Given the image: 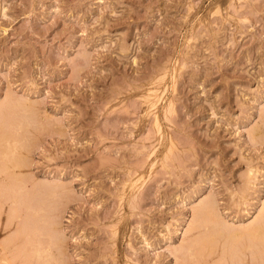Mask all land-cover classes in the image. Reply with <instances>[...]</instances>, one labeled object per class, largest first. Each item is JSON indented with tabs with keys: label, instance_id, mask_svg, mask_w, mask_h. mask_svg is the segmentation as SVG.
I'll list each match as a JSON object with an SVG mask.
<instances>
[{
	"label": "rangeland",
	"instance_id": "1",
	"mask_svg": "<svg viewBox=\"0 0 264 264\" xmlns=\"http://www.w3.org/2000/svg\"><path fill=\"white\" fill-rule=\"evenodd\" d=\"M1 135L0 264H264V0H0Z\"/></svg>",
	"mask_w": 264,
	"mask_h": 264
},
{
	"label": "bare ground",
	"instance_id": "2",
	"mask_svg": "<svg viewBox=\"0 0 264 264\" xmlns=\"http://www.w3.org/2000/svg\"><path fill=\"white\" fill-rule=\"evenodd\" d=\"M5 130H6V129H5ZM4 132H5V134H6V131H4ZM14 134H15V133H14ZM2 136H4V135H1V137H2ZM10 137H11V136L9 135V140H8V139H7V136H6V140H8V141L11 142V138H10ZM0 140L3 141V140H4L3 137H2V139L0 138ZM14 140H15V139H14ZM6 142H7V141H5V143H6ZM0 143H1V141H0ZM3 143H4V141H3ZM6 144H7V143H6ZM9 144H10V143H9ZM9 144H8V145H4V147H3V146H1V145H2V143H1V145H0V150L5 151V150H6L5 148H7V146H9ZM11 144H12V143H11ZM17 146H18V145H17ZM2 147H3V148H2ZM9 147H12V146L10 145ZM14 147H16L15 144H14ZM12 149H13V148H12ZM8 150H9V149H8ZM9 151H11V149H10ZM0 153H2V152L0 151ZM4 153H5V152H4ZM6 153H7V152H6ZM6 153H5V154H6ZM13 153H14V152H13ZM7 155H8V154H7ZM5 156H6V155H4V157H5ZM7 157H8V156H7ZM9 158H10V157H9ZM3 159H4V158H3ZM5 159H6V158H5ZM5 159H4V160H5ZM1 160H2V159H1ZM10 161H11V160H10ZM12 161H13V160H12ZM12 161H11V162H12ZM0 162H1V161H0ZM4 162H6V161H4ZM7 162H8V161H7ZM9 163H10V162H8V164H9ZM12 163H13V162H12ZM9 167H11V166H9ZM8 176H9V175H8ZM8 176H7V177H8ZM10 176H11V175H10ZM1 177H2V176H0V178H1ZM10 178H11V177H10ZM15 178H16V177H15ZM7 179H8V178H7ZM8 180H9V179H8ZM11 180H12V179H10V181H11ZM12 183H13V182H12ZM0 186H1V185H0ZM13 197H14V196H13ZM19 197H20V196H19ZM18 204H19V203H18ZM8 207H9V206H8ZM208 208H209V206H208ZM208 208H207V211H209V210L211 209V206H210L209 210H208ZM12 210H13V209H12ZM14 211H15V210H14ZM205 212H206V210H204V213H205ZM204 213L202 212V214H204ZM210 213H211V211H210ZM9 215H10V214H9ZM13 215H14V214H13ZM28 215H29V214H28ZM31 215H32V214H31ZM206 217H207V216H206ZM29 218H30V217H29ZM203 220H204V219H203ZM24 221H25V220H24ZM21 224H22V223H21ZM263 225H264V224H263ZM258 226H259V225L256 226L257 228L255 229V231H262V230H264V229H263L264 226L262 227L261 224H260L261 227H258ZM29 227H30V226H29ZM254 228H255V227H254ZM254 228H253V229H254ZM253 229H252V230H253ZM252 230L250 229V232H251ZM247 231H249V230H247ZM250 232H248V233H250ZM253 233H254V232H253ZM255 233L257 234V232H255ZM258 233H259V232H258ZM251 234H252V233H251ZM251 234H250V235H251ZM256 234H255V235H256ZM206 235H207V234H206ZM210 235H211V234H210ZM248 235H249V234H248ZM250 235H249V236H250ZM216 237H217V236H216ZM253 237H255L254 234H253ZM251 238H252V237H251ZM192 239H193V238H192ZM198 239H199V238H198ZM203 239H204V238H203ZM199 240H200V239H199ZM217 241H218V239H217ZM236 241H237V240H236ZM249 241H250V240H249ZM1 242H2V241H1ZM232 242H233V241H232ZM251 242H252V241H251ZM205 244H206V242H205ZM212 244H213V243H212ZM189 246H190V245H189ZM261 246H262V245H261ZM200 248H201V247H200ZM210 248H211V247H210ZM25 249H26V248H25ZM198 249H199V248H198ZM202 249H203V248H202ZM211 249H212V248H211ZM211 249H210V251H211ZM19 250H20V249H19ZM198 251H199V250H198ZM202 251H203V250H202ZM210 251H209V252H210ZM211 252H212V251H211ZM47 253H48V252H47ZM258 253H259V251H258ZM223 257H224V256H223ZM256 258H257V257H256ZM256 258H255V259H256ZM261 258H262V257H261ZM263 258H264V257H263ZM29 261H30V260H29ZM252 261H253V260H252ZM254 261H256V260H254ZM30 262H31V261H30ZM40 262H41V261H40ZM260 262H261V261H260ZM26 264H27V263H26ZM35 264H36V263H35ZM250 264H251V263H250ZM255 264H256V263H255Z\"/></svg>",
	"mask_w": 264,
	"mask_h": 264
}]
</instances>
